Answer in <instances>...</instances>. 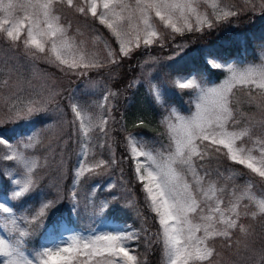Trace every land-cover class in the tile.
<instances>
[{"label":"snow or ice","instance_id":"snow-or-ice-1","mask_svg":"<svg viewBox=\"0 0 264 264\" xmlns=\"http://www.w3.org/2000/svg\"><path fill=\"white\" fill-rule=\"evenodd\" d=\"M241 4L224 0H0V45L22 55L33 68L42 61L66 76L88 77L93 71L120 66L142 48H163L173 41L183 50L186 36H204L245 11L264 15V0H241ZM65 9L83 18V28H73ZM207 63L226 73L219 84L208 86L195 75H178L173 82L193 93L188 115L165 107L164 90L148 81L150 95L167 113L160 122L167 144L148 147L122 126L124 159L143 193L144 207L158 225L155 238L164 264H264V245L256 246L259 234L254 227L259 224L264 230V195L253 191L251 181L243 187H229L220 183L223 173L217 170V178L212 179L205 169L206 161L223 158L264 182V54L260 63L242 67L216 58ZM138 83L134 80L129 87ZM241 90L250 111L234 99ZM58 95L46 82L37 89L8 59L0 60V145L7 150L3 159L15 161L22 170L19 175L8 174L10 195L0 193V264H141L131 242L147 229L137 230L105 216L118 197L96 204L91 193L85 198V210L90 207L92 216L104 219L88 233L74 224L80 214V182L118 163L108 139L119 93L107 89L98 102L88 106L71 99L72 119L67 120L66 114L62 117V124L72 130L66 138L63 127L59 135H44L54 128L43 118L51 105L59 109ZM37 123L44 128L24 130ZM133 127H146V122L139 119ZM5 133L16 136L19 144H13ZM73 138L81 151L72 188L67 197L57 187L52 198H40L38 169L55 166L65 175L64 152ZM45 140L48 155L27 154L29 150L35 153ZM96 149L101 150L99 156ZM236 175L231 170L226 180ZM115 187L112 183L108 190ZM64 199L71 204L67 216L58 208ZM32 200L37 203L31 205ZM125 206L137 209L131 198ZM39 228L44 229L39 247L29 249L28 242Z\"/></svg>","mask_w":264,"mask_h":264},{"label":"trees","instance_id":"trees-1","mask_svg":"<svg viewBox=\"0 0 264 264\" xmlns=\"http://www.w3.org/2000/svg\"><path fill=\"white\" fill-rule=\"evenodd\" d=\"M233 3L238 7L242 6L241 0H233ZM64 14L70 20L84 23L83 18L74 16L67 9L64 10ZM72 24L76 26V23ZM96 27L102 29V26L96 25ZM102 31L106 33V30L102 29ZM86 34L89 33L86 32ZM184 40L187 41V44L183 47V50L177 49L174 46L175 42L173 41H167L163 48L154 45L150 49L142 48L141 50H138L133 54L131 59H124L120 66H112L111 69L105 68L102 70V72L110 74V78H105L106 80H101L103 79V77H101V72L96 71L91 72L88 77L77 76L72 82L71 90L73 87L93 85V91L90 93H94L99 85L105 88L104 84L108 87L116 88L119 95L115 98V106L112 112H114L120 119L118 122L119 125L117 126L119 130L122 131L121 127L123 126L126 128L127 132H142L156 138H159L160 136L164 137L165 135L162 131V126L158 122V118L162 114L163 108L157 104L150 95L148 81L151 80L152 82L160 83L165 92L164 100L167 102H173L182 110L185 109L187 106L180 92L169 86V77L190 69H203L210 78L215 79L221 73H218L217 69L211 68L206 62H204V55L226 59L228 57L240 58L242 51L250 53V51L257 46L258 42L264 40V15H261L258 11H245L237 18H233V21L230 24L221 25L215 31L207 33L204 36H200L199 34L196 36H186ZM179 41L180 38L178 37L177 42ZM169 57L172 58L170 59ZM5 59H8L10 64L15 65L19 69V74L25 79H28L31 76V73L32 75L34 73L38 74L45 69H50L48 68L50 65L42 61H37L33 68L32 64L22 55L11 53L7 51L3 45H0V60ZM23 61H27V63H23ZM113 75H115V79L112 78ZM134 80L139 83L133 87H129ZM182 91L186 92V90ZM242 105L247 106V104ZM244 108L245 107H243V109ZM139 119H143L146 122V127H133L134 123ZM5 127L9 128V125H6ZM120 131L115 132V138L118 140L115 158L118 161L116 164L117 167H119L120 162L125 161V166L123 167V169H125L130 168V166L129 162L124 159L126 152L124 151L125 148L123 144L120 143V139L123 138ZM115 138L113 140L114 143ZM71 145L72 143L69 141L68 147L64 152L67 155V163L74 159ZM205 169L210 171L211 174L217 172V170L224 174H226L228 170H235L237 175L233 179L235 183L239 185L243 184L245 178H248L252 183H260L259 179L253 177L247 169H243L242 166L239 165H234L223 158H214L210 161H206ZM54 174H56V169L52 166L46 173H41L40 182H43L45 179H50ZM43 175H45V177H43ZM123 184L128 185L130 190L129 193H131L137 201L136 205H138L140 215L137 216L136 222L139 226V230L142 228L147 229L146 233L141 231L140 239L137 244L141 264H163L162 248L155 238L158 225L153 221L152 213L148 212L144 207L143 193L140 191L139 185L130 180L129 182H123ZM64 206L65 205L62 204L58 205L60 213L64 210ZM115 209L116 212L121 213L118 211V208ZM124 218L126 217L123 216V219ZM254 227L259 234L256 238V246L259 248L264 245V230H262V227L259 224H255ZM42 231L43 228L37 229L30 242L36 244ZM145 236L150 239L146 240ZM219 247L220 246L218 245V249Z\"/></svg>","mask_w":264,"mask_h":264},{"label":"rangeland","instance_id":"rangeland-1","mask_svg":"<svg viewBox=\"0 0 264 264\" xmlns=\"http://www.w3.org/2000/svg\"><path fill=\"white\" fill-rule=\"evenodd\" d=\"M224 2L231 4V3H233V0H224ZM71 21H72V23H76V26L79 25L81 28H83V25H84L83 22H78L76 20H71ZM76 26L73 25V28H75ZM101 54H103V53H101ZM262 54H264V40L258 42L257 46L252 51H250V53L242 51V55L240 58L228 57L226 59H221V58H218L215 56L204 55V62H206V64H208L207 63L208 59L216 58L218 60V62H220V63L235 62L239 66L242 67L245 64L260 63V58H261ZM23 63H27V61H23ZM208 66L211 67L210 64H208ZM48 68H50V69H48V70L45 69L43 72L35 74V75L34 74L32 75V73H31L30 74L31 76L28 78L29 80L32 81L33 86L36 87L37 89H39L40 86L46 82L48 86L54 87L59 93V95L56 97V99H57V102L59 105V109H63V113H61L59 111L56 104H53L50 106V110H49L48 115L46 117H44L43 119H45L48 123L53 124L54 128L52 130H46L44 132L45 136L50 137L53 134L59 135L60 129L62 127H63L64 137L65 136L67 137L68 135L71 134V131H72L71 127L67 124H62V117H64L65 114H66L67 120L70 121L72 119V113H71V110L69 108V102L71 99L75 98L81 104L88 106V105L93 104L94 102H98L107 89H111V90L117 92L116 88L108 87L106 84H104L105 88L99 85L96 92H94V93H90L93 91V88H92V87H94L93 85H82V87L81 86L80 87H73L71 90L72 82L77 76H66V75L60 73L54 67L49 66ZM217 70H218L217 72L221 73V74L218 75L215 79L210 78L208 76V74L203 71V69H190L188 71L180 72V73L174 74L171 77H169V86L177 89L180 92V94L182 95L183 100L185 101L187 107H185V109L182 110L179 106L175 105L173 102H167L166 100H164L165 101V107H175L182 114L188 115L190 112V109H191L190 99H191L193 93L190 90H186V92L179 90V88H177L173 83L176 76H178V75H183V76L195 75L197 77V79H199L202 83H204L208 86H212L215 84H219L226 76L225 72H223L219 69H217ZM100 72H101V77H103V79H101V80H106L105 78H110V74L102 72V70ZM33 77H35V78H33ZM100 81H99V84H100ZM154 83H157L161 86V84L158 82H154ZM161 88H162V86H161ZM234 99L240 103L242 108L245 107L243 109L244 111H246V112L250 111L247 106L242 105V104H246V100H247V97L245 96V94L242 90L238 91L236 93V96ZM93 111H95V109H93ZM166 114H167L166 110H165V108H163V112L160 115V117L158 118L159 123L161 122V120L163 119V117ZM112 117L114 118V120L109 121V128L112 131L110 132V138L108 139V143H110L113 146V150H114L115 156H116V153H117L116 147L118 144V140H117V138H115V136H116L115 132L120 131L119 128L117 127L119 125L118 122L120 121V119H119V117H117L115 115L114 112H112ZM259 118H260L259 115H257L256 119H259ZM37 119H39V118H37ZM114 125H116V126H114ZM11 127H13V125H9V128H11ZM31 127L43 129L44 124L37 123L35 125H28L24 130L27 131ZM162 131L164 133L163 126H162ZM120 133L123 136V138L120 139V143H122L124 146L125 132L120 131ZM130 133H134V134L138 135L139 137H141L145 141L146 146H148V147H160L162 145L167 144V137L166 136H164V137L160 136L159 138H156V137H152L148 134H144L142 132H138V133L130 132ZM5 135L9 136V139L12 141L13 144H17V145L19 144V139L16 136H13L10 133H5ZM113 136L115 138V143L113 142V140H114ZM71 143H72L71 147H72L73 153H74V157H73L74 159L71 162L67 163V159H66L67 155L64 153L65 173H66L65 175L61 176L60 173H58L56 171V174H54L50 179H45V180H43V182H40L41 173H43V174L46 173L50 169V167L38 169L37 174H36V178H37L38 183H39L37 193H42V196L40 198H44V197L52 198L53 196L56 195V188L57 187L62 189V194L65 197H67L69 190L72 188L73 169L76 167V165L79 161L78 153L81 151L79 145L76 143L75 138H73V140H71ZM46 145H47V140H45L44 145L38 147L35 150V153H33L31 150H29V152L27 154L28 155L35 154V155L43 158L45 155H48V153L46 152ZM96 151H97V155L99 156L101 150L96 149ZM102 151H103V157L105 159L109 158L108 149L105 148ZM124 151H125V149H124ZM6 152H7V150L4 148V146L0 145V193L8 192L10 195V189L12 188V185L10 183V180L8 179V174L11 173L13 175H19L22 170L16 165L15 161H8V160L3 159ZM90 158L91 157L89 156V159ZM49 159L51 160L50 156H49ZM124 166H125V161H122V162H120L119 167H117V165H115L112 169H110L106 173H103V174L97 175V176H91L90 178H86L80 182V184L77 188L78 195L80 197V214H79V216L75 217L74 224H75L76 229L82 230L83 232L88 233L89 231H91L92 227L97 226L99 221L104 219V217L92 216L90 207L87 211L85 210V198L89 197L90 194L94 192L95 193L94 199H95L96 204H99L106 199L111 200L112 196L118 197V199L116 201L111 202V207L105 213V216H109L110 218H114V219L118 220L121 224H128V225H131L132 228L139 230V228H138L139 226L137 225V222H136L137 216H138L137 215L138 205H137V209L128 208L125 206L126 202L130 198L135 203L137 201H136L135 197L131 193H129L130 190L128 188V185L123 184V182H129V180H130L131 182H133L135 184H137V183L133 177V173L131 171V168L123 169ZM230 171L231 170H228L226 174L223 173L224 174L223 177L220 178L221 184L227 183L229 185V187H231L232 185H237V186L243 187L246 183L249 182L248 178H245L243 184H241V185L235 183L234 179H232L231 181L226 180V177L230 174ZM43 177H45V175H43ZM211 178L216 179L217 178V172L213 173L211 175ZM112 183H114L116 185V187L111 189V190H108L109 186ZM253 184H254L253 191L258 196L264 195V182L260 181V183H258V184H255V182H253ZM37 193H34V195H36ZM227 199H228L227 194H225V201L226 202H227ZM35 203H37V200L30 201L31 205H35ZM61 204L65 205L64 210L61 212V214L67 216L68 210L71 207V204L68 201V199H64L62 201V203H60L59 205H61ZM115 208H118V211H120L122 214L119 212H116ZM53 211H55V209ZM241 211H243V208L241 209ZM122 215L126 218L123 219ZM141 221H142V218H141ZM43 232H44V229H43L42 233L40 234V236L38 238V242L36 244L31 243L30 241H32L33 237L30 238V240L28 242L29 249L39 247ZM2 234L3 233L0 232V235H2ZM137 244H138V240L133 241V242H131V247L134 248L135 254L139 257ZM218 245H219V243L217 244V248H218ZM162 262L164 264L163 253H162Z\"/></svg>","mask_w":264,"mask_h":264}]
</instances>
